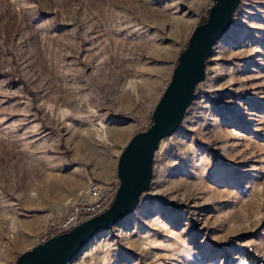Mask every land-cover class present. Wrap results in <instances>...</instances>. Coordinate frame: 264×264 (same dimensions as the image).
I'll list each match as a JSON object with an SVG mask.
<instances>
[{"label": "rangeland", "instance_id": "1", "mask_svg": "<svg viewBox=\"0 0 264 264\" xmlns=\"http://www.w3.org/2000/svg\"><path fill=\"white\" fill-rule=\"evenodd\" d=\"M211 6L0 0V264L60 234L89 181L115 192L121 151ZM204 73L134 211L68 264L264 260V0H239Z\"/></svg>", "mask_w": 264, "mask_h": 264}, {"label": "water", "instance_id": "2", "mask_svg": "<svg viewBox=\"0 0 264 264\" xmlns=\"http://www.w3.org/2000/svg\"><path fill=\"white\" fill-rule=\"evenodd\" d=\"M238 4L239 0H212L207 19L192 30L151 113L150 126L133 135L118 157V186L109 208L21 253L14 264H68L96 235L109 231L134 211L148 190L158 143L179 128L195 87L204 80L212 46L226 32Z\"/></svg>", "mask_w": 264, "mask_h": 264}, {"label": "built area", "instance_id": "3", "mask_svg": "<svg viewBox=\"0 0 264 264\" xmlns=\"http://www.w3.org/2000/svg\"><path fill=\"white\" fill-rule=\"evenodd\" d=\"M85 191L87 196L90 198V202L86 204L76 203L71 206L67 217L58 228L61 231L60 233L67 232L79 222L96 216L108 209L115 194V192L104 193L94 181H89L86 184Z\"/></svg>", "mask_w": 264, "mask_h": 264}, {"label": "trees", "instance_id": "4", "mask_svg": "<svg viewBox=\"0 0 264 264\" xmlns=\"http://www.w3.org/2000/svg\"><path fill=\"white\" fill-rule=\"evenodd\" d=\"M205 19L203 20V22ZM202 22V21H201ZM245 264H264V260L260 257H257L251 253L243 254Z\"/></svg>", "mask_w": 264, "mask_h": 264}]
</instances>
